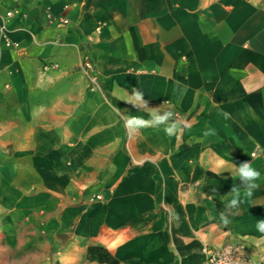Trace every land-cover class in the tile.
Masks as SVG:
<instances>
[{
	"label": "crops",
	"instance_id": "obj_1",
	"mask_svg": "<svg viewBox=\"0 0 264 264\" xmlns=\"http://www.w3.org/2000/svg\"><path fill=\"white\" fill-rule=\"evenodd\" d=\"M6 10L0 264H202L235 242L264 259V0Z\"/></svg>",
	"mask_w": 264,
	"mask_h": 264
},
{
	"label": "built area",
	"instance_id": "obj_2",
	"mask_svg": "<svg viewBox=\"0 0 264 264\" xmlns=\"http://www.w3.org/2000/svg\"><path fill=\"white\" fill-rule=\"evenodd\" d=\"M13 14L12 10H6L1 16L0 27L3 34V43L6 46L11 45V41L6 37L4 31L6 30V21ZM46 16L51 18V13L46 11ZM62 23H66V17H60ZM88 67L89 64L86 63ZM252 155L255 153L252 152ZM99 197V195H96ZM202 264H264V259H254L249 254L246 246L242 242L226 243L221 246H207L204 250V259Z\"/></svg>",
	"mask_w": 264,
	"mask_h": 264
},
{
	"label": "clouds",
	"instance_id": "obj_3",
	"mask_svg": "<svg viewBox=\"0 0 264 264\" xmlns=\"http://www.w3.org/2000/svg\"><path fill=\"white\" fill-rule=\"evenodd\" d=\"M135 101L140 103V104H146V101H143V94L140 92H135ZM135 106V105H134ZM150 122L149 121H145L142 118H132L129 119L126 122V127L128 128H132V127H145V126H149ZM177 129V125L173 124L171 127L167 128L166 131L169 135L174 134V130ZM239 175L241 177V179L245 182V184L249 187V188H254L256 187L255 184L251 183L252 181L256 180L259 178L260 173L258 171H256L249 162H244L240 168H239ZM235 191V190H233ZM237 205V200L233 199L231 201V205L230 206H236ZM257 227L259 228V230L261 232H264V221L259 222V224L257 225Z\"/></svg>",
	"mask_w": 264,
	"mask_h": 264
}]
</instances>
